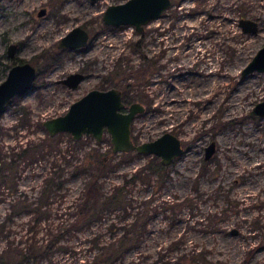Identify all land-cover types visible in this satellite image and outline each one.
<instances>
[{"label": "rangeland", "instance_id": "obj_1", "mask_svg": "<svg viewBox=\"0 0 264 264\" xmlns=\"http://www.w3.org/2000/svg\"><path fill=\"white\" fill-rule=\"evenodd\" d=\"M124 1L0 0V83L6 65L20 61L41 72L36 87L13 98L0 116L3 158H11V147L40 142L47 134L43 121L64 114L89 90L125 86L130 87L125 107L144 106L131 124L132 141L169 132L185 152L167 165L168 179L160 187L154 176L148 182L143 169L153 156L114 153L107 133L101 141L61 133L59 149L29 163L17 160V174L10 172L7 183L16 195L34 201L45 178L55 174V163L65 167L47 220L32 224L20 213L9 221L11 191L0 189V224L5 226L0 251L9 243L17 248L35 243L39 251L47 250L38 264H83L96 253L93 240L105 244L119 237L135 215L139 232L143 223L145 230L132 242L136 247L114 264H264V115H250L264 100V73L242 75L264 43V0H172L141 34L132 26L103 23L107 6ZM41 9L45 13L38 16ZM241 18L256 21L258 31L242 33ZM74 27L89 33V45L60 49L58 41ZM12 44L18 49L9 58ZM74 72L85 74L78 88L57 83ZM211 142L215 151L205 160ZM94 149L107 164L99 179L103 193L142 173L123 191L127 212L112 210L83 231L66 232L85 184L83 176H72L74 165ZM60 232L66 249L49 246Z\"/></svg>", "mask_w": 264, "mask_h": 264}, {"label": "water", "instance_id": "obj_2", "mask_svg": "<svg viewBox=\"0 0 264 264\" xmlns=\"http://www.w3.org/2000/svg\"><path fill=\"white\" fill-rule=\"evenodd\" d=\"M171 4L172 0H126L108 5L102 14V20L104 24L110 26H132L140 33L147 23L158 19ZM44 13L45 9L39 11V15ZM238 25L245 34L258 31V23L252 19L241 18L238 20ZM87 40L88 33L81 27H74L61 37L58 46L69 49L84 47ZM16 50V44L8 46L9 54H13ZM253 71L264 73V43L244 67L242 75ZM36 75L35 68L28 63L16 64L9 69L6 78L0 83V116L13 97L24 96L31 91ZM83 78L82 73L74 72L59 82L74 88ZM143 111L144 106L138 102L125 107L121 92L116 88L91 89L71 103L64 114L48 118L42 125L50 137L67 133L74 140L85 135L101 141L103 134L107 133L114 153L135 151L139 154L158 157L163 165H168L182 156L185 149L181 141L169 132L150 141L141 143L132 141L131 124L136 114ZM250 115H264V100L252 108ZM214 151L215 145L211 142L205 148V160H208ZM232 233L236 234V231Z\"/></svg>", "mask_w": 264, "mask_h": 264}, {"label": "trees", "instance_id": "obj_3", "mask_svg": "<svg viewBox=\"0 0 264 264\" xmlns=\"http://www.w3.org/2000/svg\"><path fill=\"white\" fill-rule=\"evenodd\" d=\"M60 134L54 137L46 134V137L41 139L40 142L30 140L24 146L18 144L11 147V158L8 161L5 160V157L3 158L2 148L0 149V189H8L11 191L10 196L12 197L9 200L12 210L8 215H5L9 221L12 220L13 216L19 215L20 213L29 215V220L32 224L37 225L42 224L43 220L49 218L50 204L54 201L52 196H55L57 191L62 187L63 179L61 177L66 171L65 167L56 166L55 163V174L50 178H45L40 195L34 201H30L24 193L16 195L14 193L16 191L15 187H11V184L7 183L11 180L10 172H12V177L17 174V160L29 163L38 160L46 152L50 153L52 150L59 149L57 147V137ZM47 148H49V151H47ZM93 151L90 155L88 154L86 156L83 162L74 165L72 176H83L85 178V184L81 197L78 198L72 207L74 209L71 212L72 218L69 220L70 229L66 232L70 230L83 231L91 226V224L101 220L104 213H109L112 210L119 209L127 212L126 196L123 194V191L128 182L136 181L140 177V173H142L141 171L135 172L130 180H125L120 185H114L110 192L103 193L99 179L108 170L106 168L105 155L103 153L101 154L98 149H94ZM110 152L108 150V153ZM157 158L155 156L149 158V161L143 169L147 170V174L150 176L148 182L154 176L157 178L158 185L163 187L165 181L168 179L166 173L167 165L161 164ZM138 221L139 217L134 215L133 220L129 221L126 227H124L123 233L119 237L114 236L108 243L101 244L100 241L93 240L92 248H95L96 253L91 259L83 262V264H114L120 260L129 249L136 247L134 246L136 243L132 244V242L145 230V223H143V230L139 232ZM112 229V234H114L117 229L114 227ZM3 231H5V226L0 224V235H2ZM8 232L10 231L8 230ZM7 235L8 233L4 232V237L7 238ZM61 235L62 232H60L58 237L51 240L49 246L54 247L57 243L59 248L66 249L68 245L59 242ZM12 244L9 243L8 247L0 251V264H38V259L47 253V250L39 251L41 246H36L35 243L27 248H17L11 246Z\"/></svg>", "mask_w": 264, "mask_h": 264}, {"label": "flooded vegetation", "instance_id": "obj_4", "mask_svg": "<svg viewBox=\"0 0 264 264\" xmlns=\"http://www.w3.org/2000/svg\"><path fill=\"white\" fill-rule=\"evenodd\" d=\"M93 1V0H92ZM94 1H96V0H94ZM38 16H41V15H39V13H38ZM150 23V22H149ZM148 24V23H147ZM146 24V25H147ZM82 28V27H81ZM83 29V28H82ZM144 29V28H143ZM85 30V29H84ZM86 31V30H85ZM136 31V30H135ZM143 31V30H142ZM87 32V31H86ZM137 32V31H136ZM88 33V32H87ZM138 33V32H137ZM142 32H140V33H138V34H141ZM60 41V40H59ZM59 41H58V44H59ZM89 45V33H88V40H87V44H86V46H88ZM86 46H84V47H76V48H74V49H69V48H60V49H66V50H81V49H84ZM59 47V46H58ZM17 49H18V45H17ZM17 52V50L13 53V54H9L8 53V47H7V50H6V55L9 57V58H12L14 55H15V53ZM21 63H16V64H22V63H27V62H22V61H20ZM15 63L14 64H9V65H6L7 66V69H8V71H9V69L12 67V66H14V65H16ZM29 64V63H28ZM8 71H7V73H8ZM35 71H36V69H35ZM40 70L37 72L36 71V78H35V80H34V82H33V85H32V88H31V90L33 89V88H35L36 87V84H37V80H38V76L40 75ZM80 73H82V72H80ZM83 75H84V78H83V80L85 79V74L84 73H82ZM7 75V74H6ZM116 75V77H118L119 76V73H117V74H115ZM66 77V76H65ZM115 77V78H116ZM6 78V77H5ZM63 79V78H62ZM111 79H114V77H111ZM110 79V80H111ZM59 80H61V79H59ZM59 80L57 81V83H59V84H62L64 87H66L67 89H76V88H78L79 87V85H80V83L83 81H81V82H79L74 88L73 87H71V86H68V85H66V84H64V83H61V82H59ZM111 88H116V87H111ZM130 87L129 86H125V87H122V90H120L119 88H116V89H118L120 92H121V96H122V101H123V99L125 98V97H127V95H126V93H128L129 91H128V89H129ZM109 89V88H108ZM123 92V93H122ZM15 97H20V96H15ZM15 97H13V98H15ZM12 98V99H13ZM11 99V100H12ZM11 100L7 103V106L9 105V103L11 102ZM132 103H134V102H132ZM132 103H130V104H132ZM129 104V105H130ZM129 105H128V107H129ZM137 115V114H136ZM205 159V158H204Z\"/></svg>", "mask_w": 264, "mask_h": 264}, {"label": "bare ground", "instance_id": "obj_5", "mask_svg": "<svg viewBox=\"0 0 264 264\" xmlns=\"http://www.w3.org/2000/svg\"><path fill=\"white\" fill-rule=\"evenodd\" d=\"M241 93H242V92H241ZM198 94H199V93H198ZM188 98H189V97H188ZM171 99H172V100H175L174 97H170L169 100H171ZM189 99H190V98H189ZM235 102H236V101H235ZM170 106H171V105H170ZM250 192H251V191H250Z\"/></svg>", "mask_w": 264, "mask_h": 264}]
</instances>
